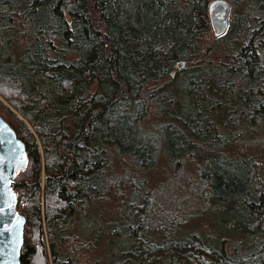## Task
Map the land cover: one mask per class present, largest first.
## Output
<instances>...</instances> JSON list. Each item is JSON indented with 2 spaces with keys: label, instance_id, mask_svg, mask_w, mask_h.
<instances>
[{
  "label": "trees",
  "instance_id": "1",
  "mask_svg": "<svg viewBox=\"0 0 264 264\" xmlns=\"http://www.w3.org/2000/svg\"><path fill=\"white\" fill-rule=\"evenodd\" d=\"M227 1L210 37L208 0H0L19 264H264V0ZM160 150L197 223L156 207Z\"/></svg>",
  "mask_w": 264,
  "mask_h": 264
},
{
  "label": "water",
  "instance_id": "2",
  "mask_svg": "<svg viewBox=\"0 0 264 264\" xmlns=\"http://www.w3.org/2000/svg\"><path fill=\"white\" fill-rule=\"evenodd\" d=\"M228 8L227 0H208L206 11L214 35L224 31ZM26 159L23 141L0 115V264H19L24 217L16 209L10 179Z\"/></svg>",
  "mask_w": 264,
  "mask_h": 264
},
{
  "label": "rangeland",
  "instance_id": "3",
  "mask_svg": "<svg viewBox=\"0 0 264 264\" xmlns=\"http://www.w3.org/2000/svg\"><path fill=\"white\" fill-rule=\"evenodd\" d=\"M208 34L210 37L215 36L210 27H208ZM141 122L144 123L143 120ZM156 157L154 167L146 172V177L150 195L158 210L177 212L180 216L186 214L188 217L191 216L186 221L187 225L202 220L200 213L196 215L202 208L200 197L197 195L200 183L196 181L195 176H192L190 162H183L181 171L172 172L171 166L165 161L161 150L158 151ZM186 224L182 222L180 227L184 228L187 226Z\"/></svg>",
  "mask_w": 264,
  "mask_h": 264
}]
</instances>
